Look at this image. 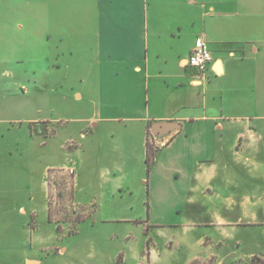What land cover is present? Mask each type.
Segmentation results:
<instances>
[{"label":"crops","instance_id":"crops-1","mask_svg":"<svg viewBox=\"0 0 264 264\" xmlns=\"http://www.w3.org/2000/svg\"><path fill=\"white\" fill-rule=\"evenodd\" d=\"M0 12V80L23 68L18 85L39 87L18 111L0 97V263L44 260L55 167L75 168L95 213L141 182L150 215L181 216L156 228L220 232L191 240L204 250L189 264H224L233 230L264 227V0H0ZM198 39L203 73L187 62ZM164 122L175 130L155 137Z\"/></svg>","mask_w":264,"mask_h":264},{"label":"rangeland","instance_id":"rangeland-1","mask_svg":"<svg viewBox=\"0 0 264 264\" xmlns=\"http://www.w3.org/2000/svg\"><path fill=\"white\" fill-rule=\"evenodd\" d=\"M2 71L0 70V73H3ZM24 74L26 72L23 68H15L11 72L7 71L0 80V97L12 98L10 112L18 111L21 106L20 97L25 95L35 100L39 97L38 85L29 87V93L18 85L19 82H24ZM7 110V106L5 110L0 108V111ZM72 128L74 126L70 127ZM66 157L63 151L61 160L57 156L56 160L48 159V164H65ZM54 169L59 168L50 170ZM50 170L47 177V206L50 210L45 220L41 221L46 235V253L41 264H189L192 253L204 250L197 245L190 246L193 238L202 234L215 240L221 238L220 232L213 228L202 227L194 233H188L175 223L162 230L156 228L150 221L152 217L166 219L169 223L181 216L150 215L146 205L148 200L146 191L141 182L136 183L132 196L111 200L109 203L100 201L102 207L96 213L92 209L94 203L92 198L86 196L88 192L81 193L80 195L85 198L79 201L76 198L77 190L73 186L66 195V201L71 204L69 215H61L59 203L57 204L60 195L52 184L50 185ZM61 188L63 195L65 188L63 184ZM70 195L73 197L70 198ZM74 217L78 218V222ZM184 219H187L186 216ZM248 219L250 218H245L244 222L249 221ZM258 220H264V215L260 214ZM224 244V248L219 252L224 264H252L254 257L259 259V264H264V227L254 228L243 224L232 231ZM217 250L215 247L214 251ZM0 264L19 262L10 256L3 257ZM194 264L218 263L211 260Z\"/></svg>","mask_w":264,"mask_h":264},{"label":"built area","instance_id":"built-area-1","mask_svg":"<svg viewBox=\"0 0 264 264\" xmlns=\"http://www.w3.org/2000/svg\"><path fill=\"white\" fill-rule=\"evenodd\" d=\"M212 61V54L210 50L208 49L206 43L203 39H198L196 41V45L194 50L192 51L190 57L188 58V65L192 68L196 69L198 72L203 73L205 72L210 63ZM75 143L72 141L68 144V147L74 146ZM76 176V170L73 166H68L66 168L62 169H54L50 172V185L52 184L54 190L57 192V194L60 195L61 190V184L64 185V191L63 195L65 196L64 203H66L65 207L71 208V204L69 201H66V195L68 192L72 190V187L74 186V180ZM70 190V191H69ZM59 203V206L61 204V200L58 197L57 204Z\"/></svg>","mask_w":264,"mask_h":264},{"label":"trees","instance_id":"trees-1","mask_svg":"<svg viewBox=\"0 0 264 264\" xmlns=\"http://www.w3.org/2000/svg\"><path fill=\"white\" fill-rule=\"evenodd\" d=\"M155 152H156V149L149 143L148 144V159H147V171H148V173L150 171L151 164H152V160H153V158L155 156ZM50 172H51V170H50ZM72 197H73V195H70V198H72ZM60 199H61V204L59 206V209H61V215L64 214V215H67L68 216L69 215L68 214L69 213L68 212L69 211V208L65 207L66 203L63 202L64 199H65V196L64 195H61V193H60ZM146 205H147V209H148V207H149L148 201H147ZM148 212H149V209H148ZM74 214H75V212H74ZM74 219H75L76 222H78V218L77 217H74ZM258 261H259V259H257V257H254L252 259V264H259Z\"/></svg>","mask_w":264,"mask_h":264},{"label":"water","instance_id":"water-1","mask_svg":"<svg viewBox=\"0 0 264 264\" xmlns=\"http://www.w3.org/2000/svg\"><path fill=\"white\" fill-rule=\"evenodd\" d=\"M176 128L175 123L173 122H164V123H157L154 125V127L152 128V134L155 137H159V135L163 132V131H174Z\"/></svg>","mask_w":264,"mask_h":264}]
</instances>
